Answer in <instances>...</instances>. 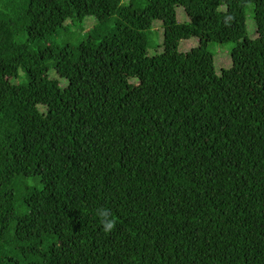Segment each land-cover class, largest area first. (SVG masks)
Listing matches in <instances>:
<instances>
[{"label":"trees","instance_id":"trees-1","mask_svg":"<svg viewBox=\"0 0 264 264\" xmlns=\"http://www.w3.org/2000/svg\"><path fill=\"white\" fill-rule=\"evenodd\" d=\"M0 264H264V0H0Z\"/></svg>","mask_w":264,"mask_h":264},{"label":"rangeland","instance_id":"rangeland-1","mask_svg":"<svg viewBox=\"0 0 264 264\" xmlns=\"http://www.w3.org/2000/svg\"><path fill=\"white\" fill-rule=\"evenodd\" d=\"M127 1V0H124ZM177 20L179 23L188 22L189 19L182 8H178L177 10ZM115 24V20L112 19L111 21L107 22L104 26L99 25L98 21L95 17L89 16L83 19V21H67L64 28L60 30V32L53 38L50 39L48 42L49 45H53L57 48H62L65 46H71L73 48L77 47L82 41L87 40L90 36H94L98 39V35L94 33V30L97 28L96 31H99L100 34L112 28ZM161 21H156L152 27V29L148 32L150 43H149V55L153 56L157 53L155 52V47L157 48L158 40L161 39L163 41V34L164 30L161 26ZM246 35L254 40L257 38V26L255 23V16H254V7L248 6L246 10ZM48 42H40L33 45L34 49H38L43 45H46ZM200 42L198 38H191L187 40H182L179 45L180 52H189L192 48L199 47ZM235 43L228 42V43H217V42H210L208 45L209 51L212 53L214 57V64L216 67V72L218 74H223L224 72H228L232 67V58L231 53L235 47ZM54 74L51 72V75ZM21 77L18 79L21 81ZM65 81L62 82V85H65Z\"/></svg>","mask_w":264,"mask_h":264},{"label":"clouds","instance_id":"clouds-1","mask_svg":"<svg viewBox=\"0 0 264 264\" xmlns=\"http://www.w3.org/2000/svg\"><path fill=\"white\" fill-rule=\"evenodd\" d=\"M97 215L100 217L103 231L105 233L110 232L115 226V221L111 218L110 212L107 209H100L98 210Z\"/></svg>","mask_w":264,"mask_h":264}]
</instances>
